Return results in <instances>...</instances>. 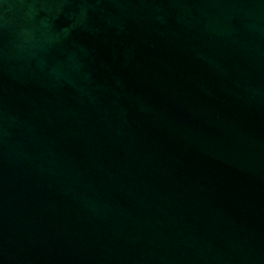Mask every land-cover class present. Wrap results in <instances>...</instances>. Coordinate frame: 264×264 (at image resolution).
<instances>
[{
	"label": "water",
	"instance_id": "obj_1",
	"mask_svg": "<svg viewBox=\"0 0 264 264\" xmlns=\"http://www.w3.org/2000/svg\"><path fill=\"white\" fill-rule=\"evenodd\" d=\"M0 264H264V0H0Z\"/></svg>",
	"mask_w": 264,
	"mask_h": 264
}]
</instances>
